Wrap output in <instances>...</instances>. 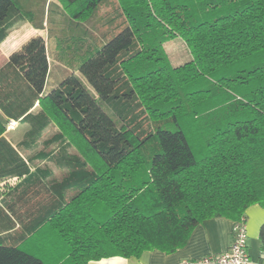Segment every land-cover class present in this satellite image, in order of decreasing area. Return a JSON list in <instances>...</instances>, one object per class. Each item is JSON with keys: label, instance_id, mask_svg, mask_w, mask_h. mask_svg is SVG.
<instances>
[{"label": "trees", "instance_id": "obj_1", "mask_svg": "<svg viewBox=\"0 0 264 264\" xmlns=\"http://www.w3.org/2000/svg\"><path fill=\"white\" fill-rule=\"evenodd\" d=\"M106 1L61 0L83 8L76 17ZM118 1L128 23L62 81L48 86L40 34L0 68V109L30 124L27 138L36 141L51 123L36 104L53 108L103 164L93 169L60 144L72 165L50 186L56 205L31 218L44 201L30 194L41 190L23 189L25 208L13 210L22 229L0 234V264H105L111 256L173 252L205 219L237 222L250 206L264 207V0ZM48 5L51 11L48 0H0V45L12 22L46 20ZM176 36L191 59L172 67L164 43ZM143 94L166 105L157 114L167 121L159 118L151 132L131 124ZM27 170L0 134V180ZM260 241L264 249V224Z\"/></svg>", "mask_w": 264, "mask_h": 264}, {"label": "rangeland", "instance_id": "obj_2", "mask_svg": "<svg viewBox=\"0 0 264 264\" xmlns=\"http://www.w3.org/2000/svg\"><path fill=\"white\" fill-rule=\"evenodd\" d=\"M52 3V10L48 11L49 5L46 9V20L37 24L28 19L18 20L10 24V31L8 38L0 45V68H2L8 61V53L14 47L19 46L25 39L35 32V29H41L48 45L49 59L51 63V75L49 87L54 81H62L67 75L73 71H78V66L82 59L96 46L103 43L109 36L114 34L119 28L128 23V18L125 15L122 5L118 0H108L100 5L94 12H85L81 17H76V13L82 12L83 8L79 5L67 6L61 0H48ZM54 5L57 7L55 8ZM49 14V15H48ZM49 17V18H48ZM41 18V17H39ZM48 18V19H47ZM26 20V22H23ZM36 21H39L37 19ZM38 26L42 27L39 28ZM68 36H74L73 41H66ZM79 38L78 40L74 38ZM72 39V38H71ZM70 39V40H71ZM140 46V42L137 43ZM165 52L168 56L169 64L173 66L180 65L191 59V53L184 40L176 36L164 43ZM146 57L143 60H136L132 63L130 68H138L145 64ZM147 96V95H145ZM141 96L143 106L139 107L133 116L134 122L132 128L145 130L151 132L156 126V121L161 117L158 112L164 114V106L158 101L148 103V99ZM151 104V109L149 105ZM156 108H158L156 110ZM45 110L50 116L51 123L49 127L43 131L37 143L29 142V144L38 145L40 148L44 144L54 147L55 155L58 159H63L61 155L60 144H66L68 148L67 153L79 154L82 159L86 160L89 166L100 171L103 169V164L94 152L88 147L86 142L78 136L74 129L52 108H42L37 106L34 112ZM162 109V110H161ZM163 118V117H162ZM160 118L164 123L167 120ZM140 125V126H139ZM28 125H20V123H13L8 120L0 109V134L8 132L11 136L15 134L16 138L21 137ZM193 126V130H194ZM12 130V131H11ZM13 130H15L13 132ZM59 140L54 143L47 144L53 138L59 136ZM195 134V133H194ZM29 141V140H28ZM150 147L144 150V156L150 152ZM36 150L26 151V157L34 155ZM146 158H148L146 156ZM20 179L14 178L5 181L0 185V191L7 192L9 188L15 187L19 184Z\"/></svg>", "mask_w": 264, "mask_h": 264}, {"label": "crops", "instance_id": "obj_3", "mask_svg": "<svg viewBox=\"0 0 264 264\" xmlns=\"http://www.w3.org/2000/svg\"><path fill=\"white\" fill-rule=\"evenodd\" d=\"M23 22H26V20ZM9 31L10 27L8 29V32ZM38 34L43 36L41 29H35V32L25 39L19 46L12 48L8 53V57L10 58L13 52L18 50L31 37ZM37 105L38 104L33 108L34 111L37 108ZM9 120L14 121L16 124L20 123V125H24V127L25 125H28V128L24 130L19 138L15 137L16 133L11 136L8 135V132L1 135L5 137L19 152L24 159L28 170L22 175H9L5 179L0 180L1 185L5 181L14 178L20 179L19 184L15 187L9 188L7 192L3 193L0 191V234H10L22 229L20 227L17 213L15 212L19 213L25 208L22 204L24 199L22 198L23 189L32 190L40 188L41 190L40 193H36V195L30 194L32 201H35L36 199L44 201L40 204L41 206H37L35 211L33 209L35 214L30 215L31 218L39 214V212H46L48 209H52L56 205V199L59 196L56 191L51 190L50 186L55 182L66 178L69 174L68 170L72 165L71 162L66 159L61 158L58 160L55 155L54 147L51 149L49 145L44 144V146L40 148L38 145L29 144L30 141L37 143L45 130L42 131L40 137L36 141H33L27 138L28 132L31 129L28 122L15 119ZM14 131L15 130H13V132ZM54 140H56V138H53L52 141L50 140L46 143H54ZM36 148L39 150H36L34 155L26 157V151L35 150ZM37 185L40 187H37ZM48 190L52 192H49ZM50 193H52V195ZM72 194L73 190H68L60 195L61 198L66 200L71 197ZM13 210H15V212ZM246 220L249 234V252L252 264H264V249H262L260 241V229L264 224V207L259 204L250 206L246 210ZM234 223L235 221L228 217L205 219L193 229L188 241L173 252L154 249L144 251L138 257L111 256L103 258L100 262L105 264H181L184 259L200 258L209 254L221 253L226 251L233 241Z\"/></svg>", "mask_w": 264, "mask_h": 264}, {"label": "built area", "instance_id": "obj_4", "mask_svg": "<svg viewBox=\"0 0 264 264\" xmlns=\"http://www.w3.org/2000/svg\"><path fill=\"white\" fill-rule=\"evenodd\" d=\"M13 123L15 122L13 121ZM233 235V241L226 251L200 258L184 259L181 264H252L245 218L234 223Z\"/></svg>", "mask_w": 264, "mask_h": 264}]
</instances>
